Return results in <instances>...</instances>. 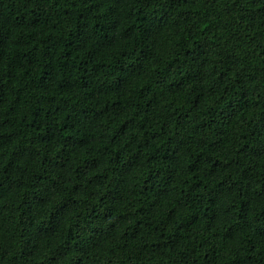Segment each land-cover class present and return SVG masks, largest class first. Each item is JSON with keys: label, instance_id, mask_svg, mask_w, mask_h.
I'll use <instances>...</instances> for the list:
<instances>
[{"label": "trees", "instance_id": "obj_1", "mask_svg": "<svg viewBox=\"0 0 264 264\" xmlns=\"http://www.w3.org/2000/svg\"><path fill=\"white\" fill-rule=\"evenodd\" d=\"M0 264H264V0H0Z\"/></svg>", "mask_w": 264, "mask_h": 264}]
</instances>
